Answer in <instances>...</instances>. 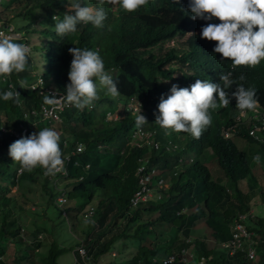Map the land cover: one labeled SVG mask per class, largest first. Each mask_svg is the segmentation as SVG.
<instances>
[{
    "label": "trees",
    "instance_id": "16d2710c",
    "mask_svg": "<svg viewBox=\"0 0 264 264\" xmlns=\"http://www.w3.org/2000/svg\"><path fill=\"white\" fill-rule=\"evenodd\" d=\"M63 1L72 4L76 0H0V21L4 24H10L16 18L20 21L19 24L14 23V30L21 32V35L13 41L29 46L30 42L35 40L43 48L39 61H35L36 64L40 63L36 66L41 72H36L37 68L35 69L29 53L26 71L13 73L8 78L0 77V95L13 89H17L20 95L18 103L15 100L0 99V129L2 126L16 127L22 121L30 124L33 121L40 123V114L36 112L37 116H34L31 110L39 108L44 96L37 89H31L28 83L40 76L44 85H53L65 90L69 83L68 72L72 60L69 48L79 47L96 51L95 46H98L100 49L104 48L106 56L109 57L112 46L118 41L116 30H128V20L122 18L116 25L104 24L102 28H96L90 23H80L76 33L60 36L54 30L58 21H54L52 16L56 9L62 6ZM61 9L63 15L71 12L66 11L64 7ZM63 15L58 16L59 20L63 19ZM71 15H75V12ZM143 20L152 25L154 34L162 41L171 39L177 33L183 34L177 23L184 26L185 21L176 7L170 8L167 13L148 15ZM157 41L154 38V43ZM192 56L210 66L212 71L219 72L226 68L219 53L214 56L211 52L199 48ZM105 60L107 61L106 58ZM262 62L264 64V61ZM169 64L164 53L156 54L152 62H149L139 61L130 58L127 53L118 52L110 62V65L120 72L117 83H120L126 92H136L147 99L158 87V81L166 78L171 72ZM104 65L106 72H110L107 71L108 63ZM247 79L257 85L259 96L264 97V71L249 72ZM21 81H27L26 88L21 86ZM105 93L106 89L100 88V99L91 109L64 110L60 123L36 125L37 131L42 130L43 126L54 127L61 137L60 147H65L62 149L63 154L73 149L79 141L86 146L79 160L81 163L89 162L91 169L84 175V179L74 180V177L82 172L81 167L73 166L76 157H72V161L67 165L68 175H71L69 179L72 180L68 194L84 198L81 199L84 202L79 209L67 207L65 211L69 218L74 220L71 224L77 227L79 210L97 199L94 214L84 219L91 222L86 224V229L81 233L84 236L81 245L91 256L92 262L99 264V259L105 254H111L116 248V241L127 239L126 250L130 247L135 249V252L126 260V264H161L159 259L162 257L179 255L183 249L190 247L194 251L195 260L187 264H199L197 262L200 257L206 259L203 264H264V217L257 212L256 216L246 221L247 229L254 232V260H249L241 251L229 255L218 249L222 242L230 238L233 220L238 214L250 210L246 192L259 190L260 202L264 207V169L260 165L257 170L253 168L256 163L252 161V156L238 150L236 146H230L224 151L223 157L226 144L222 141H216L210 147V153L204 151L209 145L199 144L195 147L197 155L193 162L186 163L178 174H173L172 169L180 165L181 153L174 152L167 156L162 151L157 152L153 161L161 170L158 174H153L151 179L154 182L163 178L168 186L159 189L162 194L160 201L131 207L130 197L138 189L133 173V161L141 153L129 149L125 141L128 131L123 130L119 122L104 121V115L110 109L107 106V98L103 100ZM25 115L27 116L24 118ZM216 124L220 125L217 118ZM14 141L0 130V264H6L2 258L9 246L18 248L20 245L23 254L15 257L18 260L12 261L11 264H57V258L63 253L64 247H59L56 241H52L49 247L41 252L36 251L41 248L39 240L29 245L31 249H26L18 236L23 214L30 212V209H25L28 202L44 206V211L53 205L52 213L56 212L57 207L54 203V187L49 176L44 175V170L37 168L28 173L21 169L18 162L11 160L8 149ZM99 143L105 146L99 149ZM229 158L232 162H228ZM260 160L264 161V150ZM207 161L217 163L226 178H215L209 165H206ZM19 169L21 172L17 176ZM11 186L17 188L16 193H12ZM38 186L39 195H36ZM33 198L37 201H33ZM183 208L187 209L186 213L180 212ZM198 222L206 225L204 228L208 231L196 228ZM210 239L214 240L212 247L208 243ZM78 259L82 261L81 257Z\"/></svg>",
    "mask_w": 264,
    "mask_h": 264
},
{
    "label": "clouds",
    "instance_id": "9594fccd",
    "mask_svg": "<svg viewBox=\"0 0 264 264\" xmlns=\"http://www.w3.org/2000/svg\"><path fill=\"white\" fill-rule=\"evenodd\" d=\"M62 7L71 11L70 14L63 15ZM172 7L179 10L185 21L184 26L177 23L183 34L177 33L171 39L162 41L154 34L152 25L143 19L148 15L167 13ZM74 12L75 15H71ZM59 15H63L62 20H59ZM52 18L58 21L54 30L60 36L76 33L80 23H90L96 28H102L104 24L114 26L122 18L127 19L129 23L128 30H116L118 41L112 46L109 57L106 56L104 48L100 49L98 46H95L96 51L79 47L69 48L72 60L66 91L53 85H44L40 76L28 83L30 88L35 85V88L31 89H37L39 93L44 88L66 94L64 99L69 106L59 111V119L42 118L39 113L41 104L44 102L54 106L58 99L55 92L45 95L40 93L44 96L43 102L38 109L31 110V113L34 111V116H37L36 112L40 114V123L33 121L30 124L22 121L16 127L2 126L0 129L3 134H8L15 140L8 149L12 161L18 162L23 171L32 173L41 168L44 175L49 176L54 187L53 193H56L54 203L62 218L71 220L65 208L79 209L83 205H70L71 200L66 196L72 181L69 179L71 175H68L67 165L72 161V157H76L73 166L81 167L82 172L76 175L74 180H83L84 175L91 169L89 162L81 163L79 160L86 146L79 141L73 149L63 154L62 149L65 147H60L61 137L54 127L43 126L42 130L37 131L36 125L60 123L64 110L85 111L93 108L95 102L100 99V88L106 89L103 100L107 98V106L110 108L104 115V121L119 122L122 129L128 131L125 141L129 149L141 153L133 161V173L138 189L130 197L131 207L160 201L162 195L156 199L154 190L159 191L168 186L163 178H155L154 182L151 179L153 174H158L161 170L153 161L154 154L160 151L167 156L174 152L181 153L180 165L174 167L175 172L174 168L172 169L173 174H178L186 163L193 162L197 155L195 147L199 144L209 145L204 151L210 153V147L216 141L226 144L223 157L227 148L236 146L238 150L252 156V161L256 164H264L260 160L264 150V97L259 96L257 85L247 79L249 72L264 71V0H76L72 4L63 1ZM17 33L20 37L21 33ZM154 38L158 40L155 43ZM199 48L211 52L214 56L219 53L226 68L219 72L212 71L210 66L193 58V52ZM30 51V45L14 42L5 32L0 31V77L8 78L13 73L26 71ZM118 52L127 53L130 58L139 61L149 62H152L156 54L164 53L170 62L171 72L166 78L158 81V87L148 99L136 92L128 93L116 81L120 76L119 70L110 65ZM104 63H108L107 71L110 72H106ZM21 86L26 88L27 81H21ZM19 96L17 89L8 90L0 95V99L15 100L18 103ZM216 118L220 122L219 126L216 124ZM22 124L28 126V133L16 137L9 132L21 131ZM236 139L245 142L244 149ZM63 144L66 145L64 141ZM79 146L81 151L77 149ZM104 146L98 144L99 149ZM246 148L248 150H245ZM67 156L69 160L65 161ZM230 158L228 162H232ZM207 164L217 165L214 161H207ZM21 169L17 171V176ZM220 170L223 172L221 168ZM223 175L225 177L224 172ZM156 185H160L159 188H156ZM137 192L141 193L137 196ZM94 204L92 202L79 210L78 221L94 214ZM180 212L186 213L187 209L183 208ZM53 215L59 219L57 215ZM241 215H245V218L239 219ZM254 216L256 213L251 207L248 212L238 214L231 224L230 238L222 242L218 249L228 253L225 245L232 238L234 225L238 221L252 233L253 238L254 232L247 229L246 221ZM90 222L85 220V224ZM20 225L22 226L21 223ZM23 230L20 228L19 238L23 237ZM36 231L33 232L32 241H28L30 244L36 240L41 243L42 235H37ZM42 232L45 235V232ZM76 239L79 241L75 246L73 264L79 261L78 248L83 247V237ZM21 241L23 242L22 238ZM209 242L214 244L213 239ZM246 244L247 242L244 243ZM36 251H41V248ZM238 251L240 250L236 252ZM191 260H195V254L190 247L183 249L179 255L162 257L159 263L187 264ZM205 260L200 257L197 263L203 264Z\"/></svg>",
    "mask_w": 264,
    "mask_h": 264
},
{
    "label": "rangeland",
    "instance_id": "374dc122",
    "mask_svg": "<svg viewBox=\"0 0 264 264\" xmlns=\"http://www.w3.org/2000/svg\"><path fill=\"white\" fill-rule=\"evenodd\" d=\"M81 3V2H80ZM82 5V4H81ZM11 23V22H10ZM14 23L15 24H19L20 21L16 18L12 21V23L10 25L13 26L14 28ZM17 28V26H15ZM21 33V32H19ZM21 34H19L20 36ZM30 55L32 57L33 60V64L36 66H39L40 63H35V61H39L40 58V53L43 52V48L41 46V44L35 40L30 42ZM35 67V69L37 68L36 72H41V69H39L38 67ZM35 76V74H34ZM35 77H33L34 79ZM236 142L239 144V146H241L242 148H245V142L242 139H236ZM243 148V149H244ZM245 150H248L247 148ZM69 151H67L68 153ZM264 162V161H263ZM17 163V162H14ZM209 168L211 169L212 174L215 176V178H220V179H224V175L223 172L220 170V168L215 165V164H208ZM264 169V164H256L255 167H253L254 169L256 168V170L258 169V167ZM12 169V168H11ZM9 179L6 180V182H8ZM10 189L12 190V193H16L15 191L17 190V188L14 186H11ZM38 192L36 193V195H39V190L40 187L38 186ZM154 195L156 199H159L161 197V192H159L158 190H154ZM245 195L248 197L247 198V203L249 204V206L251 207V209L253 211H255V213H259L260 216L264 217V207L262 205V203L260 202V198H259V190H253L251 192H246ZM69 199H72L69 203L70 205H75L77 207H80L83 204V200L84 198H76L73 196H70L69 194L66 195ZM245 196V197H246ZM37 201V199L33 198V201ZM93 202H97V199ZM32 210V212L29 213H24V217L21 220V228H23V245L28 246L30 244V242L32 241V235L33 232H35V230H37V235L41 234L42 235V239H41V252L45 251L49 245L51 244L52 241H56L57 245L59 247H64L63 253L59 255V257L57 258V264H72L73 260H74V251H75V246L77 241H79L76 238H81L83 237L81 235L82 230L86 229V224L83 221H78L77 222V227L73 226L71 223L74 222V220H66L64 218H62L60 216V212L59 210H56L55 215H57L59 217V219H57L51 209L53 208V205H51L49 207V209L44 212V207L42 206H36V205H31V202H28L25 206L26 208H29ZM17 211V209H16ZM22 215V213H21ZM80 219V218H79ZM46 228L45 230H43V228ZM196 228L199 229H205L203 227H206V225L199 223L195 226ZM45 232L44 233L42 232ZM208 231V230H207ZM51 234V235H50ZM37 237V236H36ZM30 241V242H28ZM19 244L20 241L18 240ZM8 243V242H7ZM210 245H212L211 242ZM10 245V244H9ZM8 245V246H9ZM126 245H128V241L127 239H120L118 241H116L115 243V249L112 251L111 255L105 254L104 255V259L109 260L110 264H126V260L128 258L131 257V255L135 252V249L133 248H127L126 250ZM17 248L11 247L9 246V248L7 249L6 253L3 256V261L5 263L11 264L12 261L16 262L18 259L15 258L18 256V252H14V250L16 251ZM26 249H31L30 247L26 248ZM18 250H22V245L18 246ZM44 255V253L42 254ZM41 255V256H42ZM116 257V258H114ZM37 259V258H36ZM64 261V262H63ZM180 264V263H179ZM185 264V263H182Z\"/></svg>",
    "mask_w": 264,
    "mask_h": 264
},
{
    "label": "built area",
    "instance_id": "2783aa9c",
    "mask_svg": "<svg viewBox=\"0 0 264 264\" xmlns=\"http://www.w3.org/2000/svg\"><path fill=\"white\" fill-rule=\"evenodd\" d=\"M0 31L5 32V34L12 39H16L18 37V33L14 30L13 26L10 24H4V22L0 21ZM11 86V85H10ZM31 88H35V85H31ZM15 90V89H13ZM56 93V98L58 99L57 103L53 105H47L44 102L41 104L39 113L41 114L43 119L51 120L59 119V111H62L65 107L69 106L66 99H64L65 95L61 91L50 90L42 88L40 93L45 94H52ZM34 113V111H32ZM21 131H12L9 130L14 136L19 137L22 133H28V126L22 124ZM78 151H81V147L79 146ZM65 161L69 160V157L64 158ZM141 192H137L136 195L138 196ZM252 215V213H250ZM253 216V215H252ZM245 215L239 216V219H244ZM240 221L236 222L234 225V231L232 233V238L226 243L225 247L229 254L235 253L237 250L243 251L249 260H254L256 256V248H255V240L252 238V233L248 232L243 224L239 223ZM247 242L246 245L244 243ZM79 255L83 262L86 264L89 263L88 256L86 255L85 249L78 248ZM80 261H77V264ZM8 264V263H6ZM92 264V263H89Z\"/></svg>",
    "mask_w": 264,
    "mask_h": 264
},
{
    "label": "crops",
    "instance_id": "0c3cea01",
    "mask_svg": "<svg viewBox=\"0 0 264 264\" xmlns=\"http://www.w3.org/2000/svg\"><path fill=\"white\" fill-rule=\"evenodd\" d=\"M12 87H15V85H13V84H10ZM95 203V202H94ZM53 214H55V212H53ZM85 222V221H84ZM87 226V225H86ZM84 237V236H83ZM18 249V248H17ZM17 249H16V251L15 252H18L19 254H18V256H20L21 254H23V250H18L17 251ZM86 255L88 256V259H89V263H93L94 264V262H92V258H91V256L90 255H88L87 254V252H86ZM82 260V259H81ZM100 260V262H99V264H108V263H110V261L109 260H106V259H104V257L103 258H101V259H99ZM80 261V260H79ZM64 262V261H63ZM89 263H87V264H89ZM73 264V263H72ZM78 264H86L85 262H83V260L82 261H80Z\"/></svg>",
    "mask_w": 264,
    "mask_h": 264
}]
</instances>
